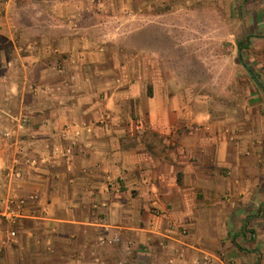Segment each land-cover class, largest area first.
Masks as SVG:
<instances>
[{
	"label": "crops",
	"instance_id": "1",
	"mask_svg": "<svg viewBox=\"0 0 264 264\" xmlns=\"http://www.w3.org/2000/svg\"><path fill=\"white\" fill-rule=\"evenodd\" d=\"M118 1L0 0V64L12 48L22 66L0 69V215L19 211L0 224V264H264V102L204 104L177 69L149 89L117 68L97 16ZM158 1L121 0L124 44L163 30ZM215 1L236 39L248 0ZM212 3L186 2L195 16Z\"/></svg>",
	"mask_w": 264,
	"mask_h": 264
},
{
	"label": "rangeland",
	"instance_id": "2",
	"mask_svg": "<svg viewBox=\"0 0 264 264\" xmlns=\"http://www.w3.org/2000/svg\"><path fill=\"white\" fill-rule=\"evenodd\" d=\"M187 1L172 0V5L169 0L152 3L153 9L150 13L168 14L163 16V30L149 28L141 34L137 31L129 38L130 44H124L122 2L119 0L117 2L119 10L110 15L111 18H106L107 15L104 14L97 16L100 22H109L111 25L110 28L99 31L97 36L102 38L104 32L119 39L117 40L119 44L107 47V51L117 53L115 65L122 69L129 64L132 69L146 72L149 89L150 87L153 89L149 83H153L154 80H158L161 89H166V85L170 87V76L174 69H177L180 86L196 87L203 97L200 102L204 104L229 105L230 108L237 105L246 107L252 103L250 96L256 94L260 97L257 101L264 102V25L255 29L250 15L256 10V6H260L258 15L264 14V0H248L244 3L239 15L243 29L236 39H232L229 35L236 24L228 20V17L227 20L223 17L225 13L221 3L213 0L210 5L213 9L211 14L195 16L190 14L195 5L187 6ZM138 3L139 0H136V5ZM172 6L173 9L178 8L180 14L178 19L180 28L177 33L170 30L169 12ZM197 6L200 7L202 4ZM216 12H219V15ZM258 21L261 22V19ZM131 22L138 24L139 20H131ZM31 33L33 32H30V35ZM252 34L257 37L247 44V39ZM230 39L232 42L229 41ZM7 51L8 61L0 64V69H21L18 54H15L12 48L11 50L7 48ZM228 56H231V59ZM240 61L251 71L257 83L240 65ZM182 87L179 90H182ZM7 223L0 216L1 226L6 227ZM9 230L12 229L9 227Z\"/></svg>",
	"mask_w": 264,
	"mask_h": 264
},
{
	"label": "built area",
	"instance_id": "3",
	"mask_svg": "<svg viewBox=\"0 0 264 264\" xmlns=\"http://www.w3.org/2000/svg\"><path fill=\"white\" fill-rule=\"evenodd\" d=\"M16 175L20 176L19 173H16ZM18 212L19 211L14 205V202L12 200H9L3 213L0 216L3 217L8 223L14 225L16 223V220L19 218ZM8 234L10 239L16 238L15 231L11 230Z\"/></svg>",
	"mask_w": 264,
	"mask_h": 264
}]
</instances>
